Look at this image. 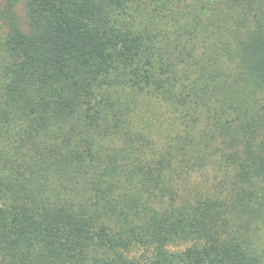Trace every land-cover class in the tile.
<instances>
[{
	"label": "trees",
	"instance_id": "obj_1",
	"mask_svg": "<svg viewBox=\"0 0 264 264\" xmlns=\"http://www.w3.org/2000/svg\"><path fill=\"white\" fill-rule=\"evenodd\" d=\"M0 264H264V0H0Z\"/></svg>",
	"mask_w": 264,
	"mask_h": 264
}]
</instances>
